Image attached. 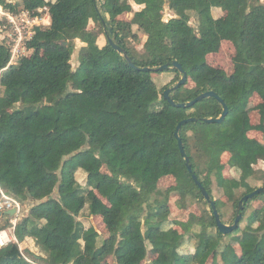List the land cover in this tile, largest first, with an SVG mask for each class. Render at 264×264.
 Segmentation results:
<instances>
[{
  "label": "trees",
  "instance_id": "1",
  "mask_svg": "<svg viewBox=\"0 0 264 264\" xmlns=\"http://www.w3.org/2000/svg\"><path fill=\"white\" fill-rule=\"evenodd\" d=\"M9 1L0 0V6L33 17H42L39 10L46 8L51 22L35 28L26 43L32 55L16 64L10 65V47L0 44V187L22 205L33 204L16 224L18 242L0 247V264H33L28 259L38 264H108L110 258L115 264H264V193L244 205L236 231L222 234L175 135L182 121L196 120L179 133L193 172L222 222L228 203L215 199V187L233 203L236 219L241 199L257 190L249 180L264 182V173L254 168L264 161V145L249 136L253 125L248 109L258 96L264 119V2ZM132 2L143 10L131 21L120 18L133 12ZM166 8L175 18L164 20ZM214 10L226 15L215 18ZM193 15L197 29L190 24ZM135 27L146 38L141 53L130 46L141 41ZM110 39L139 69L113 49ZM78 42L83 45L74 70ZM223 42L235 49L232 75L207 60L219 53ZM174 61L188 75L179 88L175 86L183 76L177 69L142 70ZM161 74L173 75V81L160 85L154 75ZM169 89L175 104L213 91L227 104L229 115L221 124H207L205 119L223 114L216 98L179 108L165 99ZM227 167L240 178H227ZM79 173L85 176L84 185ZM167 177L175 184L163 189L160 181ZM174 195L180 196L176 204L181 210L200 203L205 210L185 222L172 220ZM255 202L262 203V210L246 216ZM84 212L102 220L107 236L83 226L79 218ZM0 219L6 220L0 231L13 227L10 216L3 213ZM27 238L47 249L44 258L24 257L19 244ZM190 242L194 252L183 253Z\"/></svg>",
  "mask_w": 264,
  "mask_h": 264
},
{
  "label": "rangeland",
  "instance_id": "2",
  "mask_svg": "<svg viewBox=\"0 0 264 264\" xmlns=\"http://www.w3.org/2000/svg\"><path fill=\"white\" fill-rule=\"evenodd\" d=\"M19 0H10L11 3H16ZM49 1V0H48ZM262 2H264V0H262ZM133 5V12L130 14H126L121 16L120 18L125 19L126 21H131L134 17V14L142 11L143 7L136 5L135 3L132 2ZM18 12H23L22 11H16L15 13ZM213 15L215 18H220L223 17L224 15H226L224 12H222L221 10H214L213 11ZM175 18L174 14L168 9L166 8L165 13H164V20L165 21H169L171 19ZM47 19V15L46 12H44L42 14L41 17V23L40 26H35L37 27H45L48 26L50 24H48L46 22ZM190 24L195 27L197 29V22H196V17L193 15L191 16V22ZM91 27H93V25L91 24ZM2 31V32H1ZM0 31V44H5L6 46L10 47L11 50H14L13 46H11L10 44V40L7 39L5 42H3V36L9 35L11 34V31L9 30H4L1 29ZM134 31L140 35L141 37V41H131L130 42V46L136 48L137 52H143V44L146 40V38L143 36V34L141 32H138V28L135 27ZM35 35V34H34ZM33 39V38H32ZM31 39V40H32ZM26 46V43L25 45ZM82 44L80 42H78L77 44V50L75 52V54L73 55L72 58V65H73V69H77L78 65H79V50L81 48ZM22 48V47H21ZM33 52L28 51L25 47L21 49V51L19 52V54L17 55V57L15 58V60L12 61L13 64H16L20 58L22 57H26V56H30L32 55ZM235 57V49L233 47V45L230 42H223L221 49L219 51V53L217 54H212L209 55L207 60L208 63L218 69H222L224 70L228 75H232L234 72V64H233V58ZM10 64V65H13ZM154 77H156L157 79H159V83L160 85L163 83L165 85L171 83L173 81V75H165V74H161V75H154ZM162 84V85H163ZM190 86H193L192 84ZM261 105V99L258 96H254L251 100H250V105H249V114H250V118H251V122L253 125V131L249 134L251 139L257 140L258 142H260L261 144L264 145V119L260 116L259 114V108ZM19 108H22V105L18 106ZM229 159V156L226 155L223 157V162L227 163ZM255 170L258 173H264V161H260L256 166H255ZM225 175L227 178H236L239 179L240 175L238 172L231 170L230 167H227L225 170ZM85 176L83 175V173H79L77 175L78 180L80 181V183L82 185L85 184ZM175 184V181L172 177H167L164 178L163 180L160 181V186L164 189V188H168L171 187ZM249 184L252 188H264V182L259 181V180H255V179H251L249 180ZM245 192V189L240 190L237 193V198H240L242 196V194ZM214 197L215 199H222L224 202L228 203L227 206L223 209V215H224V221L226 222V225H233L232 221L234 219L236 212V209L234 208V205L232 202H227L226 197H223V192L220 191V189H218L217 187H215L214 189ZM180 199L179 195H174L171 199L170 202V210H171V214L170 217L172 220H177V221H181V222H185L189 219L190 215L196 214V215H201L203 213V211L205 210V205L204 204H193V205H189L187 209L185 210H181L180 208H178L176 201ZM32 203L29 201L25 204L22 205V211L20 214H17L11 218L12 219V223H13V227L14 224H17L20 220L24 219L29 211L30 208L32 207ZM263 205L260 202H255L251 205V208L249 209L248 213L246 216L251 215V213H253L256 210H262ZM79 221L83 224V226L86 229H89L91 227H95L96 231L103 236H107L108 232H107V228L104 225V223L102 222L101 219L99 218H92L88 215V212H84L80 218ZM6 223V220H2L0 219V225H4ZM247 225V220L246 222H244L242 224V227L245 228V226ZM12 227V228H13ZM11 228L5 230V231H9ZM177 229H179L177 227ZM14 232V231H13ZM10 233V231H9ZM11 235V234H10ZM36 242V241H35ZM194 242H190L188 244L185 245V247L182 249L183 253H193L194 252ZM36 245L38 247V249L40 250V254H43L47 251V249L43 246L40 245L36 242ZM234 248L237 250L238 253H240V247L237 243H233ZM29 254H31V252H34L33 250L28 251ZM28 256V255H27ZM33 257H37L35 255H33ZM41 258V257H39ZM108 264H115L114 260L112 258H110L108 260Z\"/></svg>",
  "mask_w": 264,
  "mask_h": 264
},
{
  "label": "water",
  "instance_id": "3",
  "mask_svg": "<svg viewBox=\"0 0 264 264\" xmlns=\"http://www.w3.org/2000/svg\"><path fill=\"white\" fill-rule=\"evenodd\" d=\"M109 43L110 45L113 47L114 50H116L118 53H120L121 55H123L128 64L134 68V69H139L136 64L133 62V60L131 59V57H129V55L127 54V52L119 47L117 44H115V42L113 40H109ZM64 46L67 45L66 42H63L62 43ZM171 68H174V69H177L181 74H182V79L178 82V84L175 86V88H179V87H182L184 86L187 81H188V75L187 73L185 72V70L183 69L182 65L178 62V61H174L172 64H167L165 66H162L158 69H150V68H144L142 69L143 71H146V72H163L164 70H167V69H171ZM170 93H171V89L167 90L165 92V99L167 101H169L172 105L174 106H177L179 108H192L194 105H196L198 102L204 100V99H208V98H216L220 104L223 106V114L221 115L220 118L218 119H205L204 122L207 123V124H221L224 122V120L226 119V117L229 115V108L227 106V104L223 101V99H221L217 93L213 92V91H210V92H207V93H204L200 96H198L196 99H194L192 102L190 103H187V104H175L174 101H172L170 99ZM196 121L195 119H187V120H184L182 121L178 127H177V130H176V137L178 139V142H179V148H180V152H181V155L182 157L185 159L186 161V167L189 171L190 174H192V177H193V180L194 182L196 183V185L199 187V189L201 190L202 194H203V197L204 199L211 205L212 207V210H213V213H214V217H215V220H216V224H217V227L219 229V231L224 234V235H228V234H231L232 232L236 231L241 223V221L243 220V211H244V205L249 202V200H252L254 197L260 195V194H263L264 193V188H259L257 189L256 191H254L253 193H250L246 196H244L241 201L239 202V208H238V214L236 216V219L233 223V225H226L222 222L221 220V217H220V214L218 212V209L216 207V204L215 202L212 200L211 196L209 195V193L207 192V190L205 189V187L202 185V183L199 181L198 177L194 174L193 172V168L190 164V159L188 158L187 156V153H186V150H185V147L182 143V140L179 136V133H180V130L181 128L188 124V123H191V122H194ZM5 215L7 216H10V217H13L16 215V209H13V210H10V211H7L6 213H4ZM1 215V214H0Z\"/></svg>",
  "mask_w": 264,
  "mask_h": 264
},
{
  "label": "built area",
  "instance_id": "4",
  "mask_svg": "<svg viewBox=\"0 0 264 264\" xmlns=\"http://www.w3.org/2000/svg\"><path fill=\"white\" fill-rule=\"evenodd\" d=\"M45 10L47 11L48 9H40L39 12L41 13ZM15 12L16 11L5 10L0 6V21H3V24L0 25V31L1 29L11 31V34L3 36V42L9 39L11 46L14 48V50H11L12 57L10 64H13L12 61L15 60L21 49L24 47L26 48V46H24L25 43L34 37L35 26H40L41 23V17H33L28 11L23 10V12ZM0 197V214L13 209H16L17 214L21 213L22 204L8 195L1 187ZM10 242L11 238L9 231H0V247H4ZM21 252L24 255L22 250ZM24 257L26 256L24 255ZM28 261L33 264H38L30 259H28Z\"/></svg>",
  "mask_w": 264,
  "mask_h": 264
},
{
  "label": "crops",
  "instance_id": "5",
  "mask_svg": "<svg viewBox=\"0 0 264 264\" xmlns=\"http://www.w3.org/2000/svg\"><path fill=\"white\" fill-rule=\"evenodd\" d=\"M48 1V0H47ZM44 12H46V15H47V19H46V22L48 23V24H50V22H51V19H50V16H49V14H48V10L46 11H43V12H41L42 14L44 13ZM101 40V42L104 40V39H100ZM82 44V43H81ZM83 45V44H82ZM82 47V46H81ZM254 168H255V166H254ZM13 224V223H12ZM14 226L16 227V224H14ZM15 227H13V228H11L9 231H11L10 232V238H11V242H18L17 241V239H16V237H15ZM14 231V232H13ZM19 246H20V250H22L23 251V253H25L26 255H28V257H30V258H32L33 257V255H35V256H37V259H41V258H44L45 256H46V254L44 253V255L43 254H40V250L38 249V247H37V245H36V242H35V240L34 239H32V238H27L23 243H21V244H19ZM30 250H33L34 252H31V254H29V252L28 251H30ZM39 257H41V258H39Z\"/></svg>",
  "mask_w": 264,
  "mask_h": 264
}]
</instances>
